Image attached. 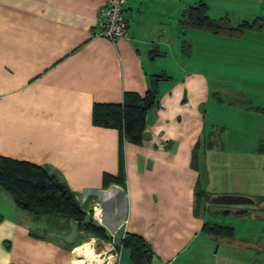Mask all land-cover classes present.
<instances>
[{
  "label": "crops",
  "instance_id": "1",
  "mask_svg": "<svg viewBox=\"0 0 264 264\" xmlns=\"http://www.w3.org/2000/svg\"><path fill=\"white\" fill-rule=\"evenodd\" d=\"M194 2L128 0L127 36L112 42L94 36L104 0H0V156L55 173L85 219L99 201L102 221L95 223L105 232L93 234L73 219L21 209L0 186V264H96L93 257L112 236L120 250L116 264H131L122 246L127 233L147 242L150 264L197 260L201 245L214 236L204 223L220 225L211 218L224 214L211 199L243 195L240 189L219 194L216 185L210 187V171L241 154L218 142L214 146L221 143L223 122L212 120V113L225 107L211 94L230 89L242 118L260 113L244 99L243 82L232 78L262 79L264 66L250 74V68L224 60L247 31L239 36L182 31L181 12ZM207 7L211 18L220 11ZM222 11L219 17L229 10ZM153 88L141 143L93 123L95 103H121L126 94L143 96ZM257 135L259 142L264 139V132ZM222 179L220 174L218 184ZM229 183L250 190L245 196L252 199L260 195L253 192L259 183L242 173ZM216 205L231 211L227 214L254 207ZM85 243L93 257L83 253Z\"/></svg>",
  "mask_w": 264,
  "mask_h": 264
},
{
  "label": "rangeland",
  "instance_id": "2",
  "mask_svg": "<svg viewBox=\"0 0 264 264\" xmlns=\"http://www.w3.org/2000/svg\"><path fill=\"white\" fill-rule=\"evenodd\" d=\"M190 1L198 0H180V3L183 5ZM203 1L206 2L207 6L212 5L220 11L221 9L223 11L229 10L227 13L232 23L240 22L243 19L252 21L256 17L262 18L263 27L260 29L261 31L249 32L246 30L247 32L241 40L238 37L237 42L231 44L235 46L236 43H241L237 44L238 48L234 47L233 51H229L231 50L229 49L228 52L224 53L226 56L224 60L228 63V66L233 64L241 68L243 66L250 68L254 71L250 74H255L256 71L261 72L259 70L262 69L259 68L264 66V0ZM220 11H214L213 13L217 16L212 18L219 17ZM233 18L236 21H233ZM240 46H244V48H240ZM257 76L244 77L239 74L232 79L236 80L238 77L243 82V90L242 87L240 88L244 93V99L259 108L260 113L256 111V113L245 114L242 118L240 111H234L237 110L235 107L236 98L232 97L234 94L230 89H221L218 94H211L213 100H218V102H220V99L223 100L220 103L224 104L225 107L222 109L223 111L217 110L212 113V120L219 118V121L223 122V125L221 124L223 131L219 132L221 138H218L221 140L222 145H220V141H215L214 146L218 142L217 145L221 149L224 145L228 152L234 150L241 152L235 159L229 158L226 165L221 164L220 171L216 169L210 171V178L213 179L210 187L215 188L216 185L219 194H232L240 189L241 191L237 192L238 194L248 195L250 190L245 191L243 187L233 188L229 183L233 175L240 173L245 175L246 181L251 180L259 183L258 188L253 192L264 193V152L256 149L260 143L257 140V134L264 132V78L257 79ZM230 80V78L226 79V81ZM235 97L239 98L240 96ZM220 174L223 179L218 184L216 179ZM248 208L249 211L245 214H214L211 221L232 228L233 235L230 239L210 237L201 245L203 246L200 247L201 250L197 252L199 255L196 256L195 264H264V204H261V206L255 204L254 207L248 206Z\"/></svg>",
  "mask_w": 264,
  "mask_h": 264
},
{
  "label": "trees",
  "instance_id": "3",
  "mask_svg": "<svg viewBox=\"0 0 264 264\" xmlns=\"http://www.w3.org/2000/svg\"><path fill=\"white\" fill-rule=\"evenodd\" d=\"M207 10V4L203 0L188 4L181 12L179 21L181 30L195 28L214 34L239 36L246 30H260L263 27L261 17L233 24L228 14L211 18ZM188 46L183 41L182 50L186 52ZM155 94L156 89L153 88L143 96L135 93L126 94L121 103H95L92 107L93 123L117 128L126 140L141 143L145 114L154 105ZM259 150L264 152V139L259 143ZM0 186L10 194L15 205L21 209L35 214H54L73 219L84 230L105 235L101 226L89 217L85 219V212L72 191L46 167L0 156ZM195 196L197 201L201 198L198 186L195 188ZM208 196L206 194V197ZM253 199L254 205L264 204V193ZM203 229L216 237L231 238L233 235L232 228L208 221L204 223ZM122 246L129 250L131 264H150L151 248L140 235L125 234Z\"/></svg>",
  "mask_w": 264,
  "mask_h": 264
},
{
  "label": "built area",
  "instance_id": "4",
  "mask_svg": "<svg viewBox=\"0 0 264 264\" xmlns=\"http://www.w3.org/2000/svg\"><path fill=\"white\" fill-rule=\"evenodd\" d=\"M128 0H104L99 9L98 20L94 36L103 37L112 42L127 36V17L124 11ZM87 215L94 222L102 221V207L95 201L87 211ZM120 258V250L116 249L113 236L105 242L101 250L93 257L96 264H116Z\"/></svg>",
  "mask_w": 264,
  "mask_h": 264
},
{
  "label": "water",
  "instance_id": "5",
  "mask_svg": "<svg viewBox=\"0 0 264 264\" xmlns=\"http://www.w3.org/2000/svg\"><path fill=\"white\" fill-rule=\"evenodd\" d=\"M211 203L223 204V205H251L254 203V199L245 195H218L211 199ZM247 209H239L235 211V214H244ZM224 214L230 213V210L223 211Z\"/></svg>",
  "mask_w": 264,
  "mask_h": 264
},
{
  "label": "bare ground",
  "instance_id": "6",
  "mask_svg": "<svg viewBox=\"0 0 264 264\" xmlns=\"http://www.w3.org/2000/svg\"><path fill=\"white\" fill-rule=\"evenodd\" d=\"M91 251H92V247L90 246V244L89 243H85L84 245H83V253L85 254V255H90L89 257H93L92 255H91ZM80 254H81V249H80ZM86 261V260H85Z\"/></svg>",
  "mask_w": 264,
  "mask_h": 264
},
{
  "label": "flooded vegetation",
  "instance_id": "7",
  "mask_svg": "<svg viewBox=\"0 0 264 264\" xmlns=\"http://www.w3.org/2000/svg\"><path fill=\"white\" fill-rule=\"evenodd\" d=\"M212 205L219 207V209L216 210L217 212L218 211H224L223 209H225V208H222L223 206H220V205H216V204H212Z\"/></svg>",
  "mask_w": 264,
  "mask_h": 264
}]
</instances>
